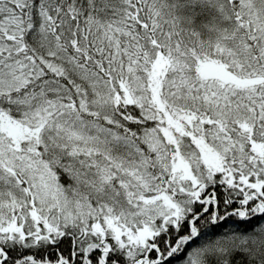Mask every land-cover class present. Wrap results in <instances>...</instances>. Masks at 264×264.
Masks as SVG:
<instances>
[{"label": "snow or ice", "instance_id": "1", "mask_svg": "<svg viewBox=\"0 0 264 264\" xmlns=\"http://www.w3.org/2000/svg\"><path fill=\"white\" fill-rule=\"evenodd\" d=\"M0 264H264V0H0Z\"/></svg>", "mask_w": 264, "mask_h": 264}]
</instances>
